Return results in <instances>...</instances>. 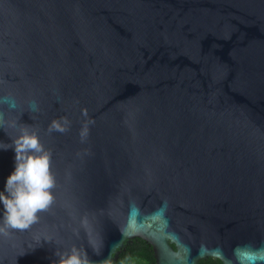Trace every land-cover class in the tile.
<instances>
[{"label":"water","instance_id":"1","mask_svg":"<svg viewBox=\"0 0 264 264\" xmlns=\"http://www.w3.org/2000/svg\"><path fill=\"white\" fill-rule=\"evenodd\" d=\"M47 157L0 264H264V0H0V193Z\"/></svg>","mask_w":264,"mask_h":264},{"label":"clouds","instance_id":"2","mask_svg":"<svg viewBox=\"0 0 264 264\" xmlns=\"http://www.w3.org/2000/svg\"><path fill=\"white\" fill-rule=\"evenodd\" d=\"M31 150H39L37 139L29 135L19 137L15 147L17 163L5 181L7 195L0 193L7 212L6 222L12 227H27L37 209L43 208L50 199L46 191L51 183L47 157L31 155ZM65 264H81V261L72 256Z\"/></svg>","mask_w":264,"mask_h":264},{"label":"trees","instance_id":"3","mask_svg":"<svg viewBox=\"0 0 264 264\" xmlns=\"http://www.w3.org/2000/svg\"><path fill=\"white\" fill-rule=\"evenodd\" d=\"M221 264V261L210 258L200 264ZM113 264H156L153 247L141 238L126 241L118 261Z\"/></svg>","mask_w":264,"mask_h":264},{"label":"flooded vegetation","instance_id":"4","mask_svg":"<svg viewBox=\"0 0 264 264\" xmlns=\"http://www.w3.org/2000/svg\"><path fill=\"white\" fill-rule=\"evenodd\" d=\"M210 259V258H209ZM208 264H211V263H208Z\"/></svg>","mask_w":264,"mask_h":264}]
</instances>
